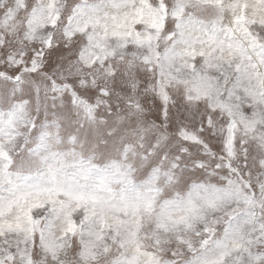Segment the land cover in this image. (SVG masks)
Instances as JSON below:
<instances>
[{
    "label": "snow or ice",
    "instance_id": "6c2138e0",
    "mask_svg": "<svg viewBox=\"0 0 264 264\" xmlns=\"http://www.w3.org/2000/svg\"><path fill=\"white\" fill-rule=\"evenodd\" d=\"M0 264H264V0H0Z\"/></svg>",
    "mask_w": 264,
    "mask_h": 264
}]
</instances>
